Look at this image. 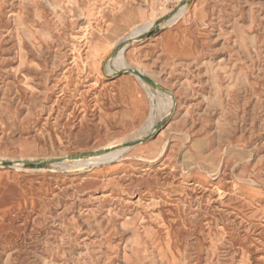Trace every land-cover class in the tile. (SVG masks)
I'll list each match as a JSON object with an SVG mask.
<instances>
[{"label":"rangeland","instance_id":"374dc122","mask_svg":"<svg viewBox=\"0 0 264 264\" xmlns=\"http://www.w3.org/2000/svg\"><path fill=\"white\" fill-rule=\"evenodd\" d=\"M181 1L0 0V264H264V0H189L107 66Z\"/></svg>","mask_w":264,"mask_h":264},{"label":"water","instance_id":"95a60500","mask_svg":"<svg viewBox=\"0 0 264 264\" xmlns=\"http://www.w3.org/2000/svg\"><path fill=\"white\" fill-rule=\"evenodd\" d=\"M189 0H183L181 1L174 9H172L168 14L162 16L161 18H159L157 21H155L154 25L152 28H150L149 31L141 34L140 36H138L137 38H135L134 40H140L145 38L152 29L157 28L158 26H160L161 24L169 21L173 16H175L177 14V12L179 11L180 8H182L185 4V2H187ZM131 42H133L132 40H126L125 42L118 44L115 49L113 50L112 54H111V58L115 57V55L117 54L118 50L124 46H126L127 44H130ZM122 73H128L131 74L133 76H137L139 78V80L141 82H143L144 84L148 85L150 88L159 91L160 93L166 95V96H171V94L166 91L165 89H163L162 87H160L157 83H155L154 81L150 80L149 78H147L146 76H144L143 74H141L138 70L136 69H129V70H122ZM164 122L162 121L156 128H155V132L159 131L162 126H163ZM155 132H150L148 133L145 137L141 138V139H137L134 141H130V142H125L123 144H121L120 146H118L115 149H128V148H132L135 147L137 145H140L148 140H150L151 138H153L154 133ZM107 150H97L91 154H82V155H76V156H71V157H67V158H51V159H41L38 161V165H46V164H50V163H58V162H62L65 159L68 160H74V159H83V158H87L90 156H94L95 154H100L102 152H106ZM10 162L7 161H0V166H5L8 165ZM15 163H19V164H24L27 166H32L35 163L33 161L30 160H23L21 162H15Z\"/></svg>","mask_w":264,"mask_h":264},{"label":"bare ground","instance_id":"6f19581e","mask_svg":"<svg viewBox=\"0 0 264 264\" xmlns=\"http://www.w3.org/2000/svg\"><path fill=\"white\" fill-rule=\"evenodd\" d=\"M184 5H186V4H184ZM183 8L184 7L180 8V10L183 9ZM175 16H173L172 18H174ZM169 21H167V22H169ZM167 22H165L164 24H166ZM151 26H152V23H150V22H147V23L142 24L140 26V28L137 30V32H134L129 39L122 40L118 44H121V43L125 42L126 40H132V41H134L135 38H137L138 36H140L141 34L147 32V31H149L150 30L149 28ZM124 48H125V46L122 47V48H120L118 50L117 54L115 55V57H113L112 59L109 60L107 66L110 68V70H112L114 72L119 70V67H120L119 61H120V58H121L122 50ZM124 68H126V69H133L131 66L126 65V64H124ZM120 69H123V68H120ZM136 70H138L141 74H144L140 69H136ZM142 84H144V83L142 82ZM166 98L169 101L168 104H167L168 105V113H167V116H168L171 112H174L173 108H176L177 107L178 101L176 99H174L172 96H167ZM125 150H127V149L126 148L125 149H115V150H112L111 152L108 151V152H105V153H101V154H99V156H102L103 158H107V159L112 160V159L118 158L119 155L122 154V152H124ZM96 158L97 157H91L90 156V157L83 158V159H80V158L79 159H74V160L65 159V160L62 161V163H70L71 162V163L84 164V163H88V162H95L94 160ZM21 161H23V160H20L19 162H21Z\"/></svg>","mask_w":264,"mask_h":264},{"label":"crops","instance_id":"0c3cea01","mask_svg":"<svg viewBox=\"0 0 264 264\" xmlns=\"http://www.w3.org/2000/svg\"><path fill=\"white\" fill-rule=\"evenodd\" d=\"M162 54H163L164 56H166V57H167V56H172V55L176 56L175 53H174V54H171L170 52L167 51V49H163Z\"/></svg>","mask_w":264,"mask_h":264}]
</instances>
